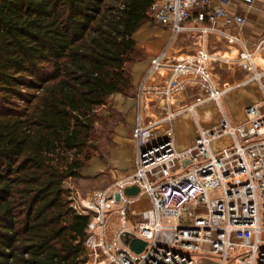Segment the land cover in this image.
Here are the masks:
<instances>
[{
	"label": "built area",
	"instance_id": "obj_1",
	"mask_svg": "<svg viewBox=\"0 0 264 264\" xmlns=\"http://www.w3.org/2000/svg\"><path fill=\"white\" fill-rule=\"evenodd\" d=\"M224 4L156 0L150 6V22L168 28L171 38L152 59L148 74L166 68V48L177 35L193 33L201 41L215 34L241 44L237 59L226 63L240 67L245 78L223 89L215 86L207 66L219 60L201 45L195 56L174 64L170 78L154 89L164 102L160 117L144 113L139 100L133 169L89 192L69 185L72 209L88 217L84 264H195L193 255H215L221 264H264V39L244 46L232 28H240L245 19L228 13ZM188 77L193 78L184 82ZM195 82L205 87L206 97L179 110L170 108L171 96ZM251 84L260 98L232 123L222 98ZM210 102L219 118L203 126L196 108ZM183 114L194 118L197 132L190 146L178 149L174 122ZM225 138L231 142L213 148ZM129 187L138 192L127 195ZM126 238L145 245L135 252Z\"/></svg>",
	"mask_w": 264,
	"mask_h": 264
},
{
	"label": "trees",
	"instance_id": "obj_2",
	"mask_svg": "<svg viewBox=\"0 0 264 264\" xmlns=\"http://www.w3.org/2000/svg\"><path fill=\"white\" fill-rule=\"evenodd\" d=\"M155 1L0 0V264H84L69 185L112 142L113 97L134 96Z\"/></svg>",
	"mask_w": 264,
	"mask_h": 264
},
{
	"label": "crops",
	"instance_id": "obj_3",
	"mask_svg": "<svg viewBox=\"0 0 264 264\" xmlns=\"http://www.w3.org/2000/svg\"><path fill=\"white\" fill-rule=\"evenodd\" d=\"M224 5L228 13L243 17L245 19L244 25L240 26V28H232L235 29V35L239 38L240 42L244 46L252 47L255 43L264 39V0H249L248 3L244 2L243 0H225ZM148 24L149 22L143 25L139 29V31H137L134 37L137 42V46H139L141 50L143 49L145 54V58L142 61L133 64L131 68L134 96L124 97L122 95H115L113 97L115 107L118 106L119 108H121V110L124 111H137L135 115V121L139 110V100L141 103L142 111L144 113L152 114L153 117H160L163 114L164 102L161 99H157L154 89L164 85V83L170 78L172 73L171 67L174 64L183 62L195 56L201 45L204 46L208 54H211V56H215V58L219 60L218 62H215L214 64L212 62L207 66L210 72L211 80L215 86L220 88V86L214 83L215 80L214 78H212L213 75L211 70L213 66H218L220 69L225 68L227 71H230L231 69L235 71L236 69V72H243V74H245V72L241 70V68L237 65L230 66L226 63L228 61H234L237 59L238 52L241 49V44L229 43L222 37L220 38V36H210L211 41H207L206 37L205 40L201 41L200 37L193 33H181L177 35L172 44H170L166 48L164 57L166 68H162L156 73L148 74V66H150L149 63H151L152 59L155 58L164 49V45L167 43V40L169 38V32L160 28L150 29L149 27L152 28V25L150 24L149 26ZM140 31H143V36L145 39L143 37L141 38L138 35ZM161 37L163 38L161 39ZM255 62L257 64H260V58L256 57ZM167 66H169V68ZM192 78L193 77L183 78V80L184 82H186L187 80H190ZM244 78L242 79V81L244 80ZM196 82L194 85H186L183 89L172 95L168 102L170 108H172L173 110H179L196 102L197 99L206 97V91L203 90L201 84H196ZM236 82L237 81H235L234 85L238 84ZM250 86L252 85H249L247 87L250 88ZM225 87L226 86H224V88ZM251 89L258 97L256 99H250L249 102H246V96L241 97V103H245V105H243V108L250 103L258 101L260 98V94L256 86H253ZM150 99L154 100L150 101ZM187 115L188 114H183L179 116L176 119L177 121L175 120L176 122L174 123L180 124L181 122H185L186 124V122L189 120L186 118ZM212 123L214 122L209 121L207 125H210ZM196 132L197 130L185 131V133L182 135H180L179 133H175V139L177 137V143H179L176 144L177 148L184 149L190 146L194 137L196 136Z\"/></svg>",
	"mask_w": 264,
	"mask_h": 264
},
{
	"label": "rangeland",
	"instance_id": "obj_4",
	"mask_svg": "<svg viewBox=\"0 0 264 264\" xmlns=\"http://www.w3.org/2000/svg\"><path fill=\"white\" fill-rule=\"evenodd\" d=\"M150 24L152 25V28L149 27ZM148 25L150 29L160 28L169 32V38L167 40V43L169 42L171 38V32L168 28L158 24H154L152 22ZM138 35L141 38H144L143 31H140ZM210 36L218 37V35L215 34H208L207 41H211ZM162 38L163 37H161V39ZM167 43L164 45V47H166ZM138 49H140L139 46ZM142 52L144 53L143 49ZM231 70L227 71L225 68L220 69L218 66H213L211 70L213 75L212 78H214L215 80L214 83L220 86L221 89L224 88V86L234 85L235 81H237L236 83H239L244 78L245 74H243V72H236V69L235 71ZM251 85L252 86H250V88L244 87L237 89L226 94L225 97L222 98V104L224 106L225 112L232 123L234 121L240 120V118L243 117L242 109L245 103H241L240 98L246 96V102H249L250 99H256L258 97L256 96V94H254V91L251 89L255 85ZM203 90L206 91L205 87L203 88ZM110 106L112 107H110V109L117 113L116 116L119 119L117 121L112 122V124H117L114 128V134L111 137L112 142L103 143L101 154L99 156H96L89 163L88 167L83 173V178L75 182L74 184H71L74 189L76 188L78 190L80 189L83 192H89L92 189H95L96 187H101L109 184L114 177H119L123 173L129 172L133 169L135 159V147L132 139V133L134 128L135 115L137 111L121 110V108H119L118 106L115 107V102L113 100L111 101ZM196 115L198 116V120L203 126H207V123H209V121L214 122L219 118L218 108L215 106V104L211 102L203 104L199 108L197 107ZM186 118L189 119L186 124L185 122H181L180 124L174 123V129L176 134L179 133L180 135H182L185 133V131L197 130V124L194 118L190 114H188ZM230 142L231 140L229 138H225L223 140L213 143V148L223 147L229 144ZM176 144H179L177 143V137ZM146 200L147 198L143 197V201ZM193 257L196 260L195 264H221V261L215 255H193ZM229 264H233V262L231 261L229 262Z\"/></svg>",
	"mask_w": 264,
	"mask_h": 264
},
{
	"label": "water",
	"instance_id": "obj_5",
	"mask_svg": "<svg viewBox=\"0 0 264 264\" xmlns=\"http://www.w3.org/2000/svg\"><path fill=\"white\" fill-rule=\"evenodd\" d=\"M138 192V188L137 187H129V188H126L125 189V193L127 195H134ZM125 243L129 245V247L135 251V252H140L144 245H145V242H143L142 240H139V239H132V240H129L128 238L125 239Z\"/></svg>",
	"mask_w": 264,
	"mask_h": 264
},
{
	"label": "bare ground",
	"instance_id": "obj_6",
	"mask_svg": "<svg viewBox=\"0 0 264 264\" xmlns=\"http://www.w3.org/2000/svg\"><path fill=\"white\" fill-rule=\"evenodd\" d=\"M233 60V59H232Z\"/></svg>",
	"mask_w": 264,
	"mask_h": 264
}]
</instances>
